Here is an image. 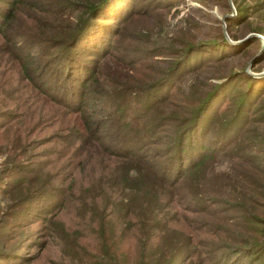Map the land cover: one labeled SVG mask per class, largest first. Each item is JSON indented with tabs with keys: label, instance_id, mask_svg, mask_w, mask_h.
<instances>
[{
	"label": "trees",
	"instance_id": "1",
	"mask_svg": "<svg viewBox=\"0 0 264 264\" xmlns=\"http://www.w3.org/2000/svg\"><path fill=\"white\" fill-rule=\"evenodd\" d=\"M155 2L145 0L142 5ZM18 3L19 0H0V32L8 30L9 34L6 41L0 44V57H8L10 64L17 66V76H22L28 84L60 107L75 114L87 110L92 112L95 101L92 80L96 73L92 68L96 67L97 59L109 55L108 48L113 45L114 36L123 41L124 24L143 10L135 7L133 0H75L68 5L62 4L65 9L73 11L69 23L64 22L57 29L41 27L40 37L47 33L46 41L41 45L33 43L13 22ZM233 3L236 5V0ZM244 9L238 6L236 14L243 16ZM27 41L37 50L35 54H22L25 49H32L26 48ZM199 43H186L178 50L181 53L155 81L147 86L133 87V91L147 88L139 97L144 98L140 110L135 109L128 119L122 118L119 108L110 114L111 123L122 120L116 127L131 130L126 133L129 138L115 139L116 143H122L117 148H105L110 159L100 166L102 168L98 175L87 184L90 198L83 199L80 194L76 199L77 213L73 228L66 235L68 248L64 251L69 249L66 254L77 257L79 249L89 253L88 245L83 240L86 231L92 229L88 235L97 241V254L102 257L103 264H174L184 250H187L186 259L190 263L199 256L198 253H211L208 257L206 254L201 256L192 264H264V240H250L238 236L234 230L227 235H217L221 228L209 219L218 220L215 217L217 201H221L218 196L226 199L222 217L235 219L238 209L245 214V218L235 227H246L248 220L254 223L258 218L237 201L239 198L233 197L235 190L232 196L220 192L222 185L233 187V181H221L219 173H206L209 165L220 162L230 154L228 159L237 161L231 164L230 169L235 171L234 180L238 185L240 176L242 181L249 169L264 175V131L244 127L247 122L258 123L261 121L258 119L264 118V113L253 116L250 111L251 106L264 94V80L241 73L242 70L232 71L218 75L225 78L219 83H207L204 90H200L201 98L198 100L197 97L194 101L181 100L183 94L176 88L172 89L174 80L181 73L178 69L195 71L192 69L194 66H187V61L197 53H202L206 60L222 56L220 52H211L214 46L200 50L204 43L198 46ZM10 69L14 70V67ZM147 97H150L149 100ZM260 101L253 110L263 105ZM166 104H172L175 110L163 114L161 108ZM116 114L118 117L115 119L113 116ZM137 119L143 122L139 123ZM132 123L140 126L141 130L133 127ZM80 124V128L74 124L63 127L77 129L82 135L86 130L90 132L96 123L90 117L84 126ZM5 125L2 127L8 126ZM95 130L98 131L96 125ZM148 132L157 134V148L141 153L138 144ZM91 136L92 141L104 138L103 134L91 133ZM82 141L81 138L80 143ZM95 152L105 155L98 150ZM8 164L14 167V162ZM28 178L27 174H22L15 186V183H3L6 179L0 174V184L4 185L0 186V195L5 197L4 207L7 208L0 212V237L6 236L4 233L21 203L36 193L51 189L45 186V182H40L37 187L25 190L23 187L29 183ZM51 192H56L61 204L68 197L63 185H56ZM47 200L48 203L44 201L45 209L53 203ZM175 206L206 217L205 222L197 226L214 233V238L200 241L199 247L194 246L192 236L183 226L194 228L184 219L181 222V216L173 211ZM84 220L93 222L95 226L89 225L90 228L85 229ZM179 222L183 226L178 225ZM123 244L125 250H121ZM136 247L139 250L137 259L128 262L127 256ZM16 251L4 248L0 243V260L11 257ZM21 254L16 257L19 259Z\"/></svg>",
	"mask_w": 264,
	"mask_h": 264
},
{
	"label": "rangeland",
	"instance_id": "2",
	"mask_svg": "<svg viewBox=\"0 0 264 264\" xmlns=\"http://www.w3.org/2000/svg\"><path fill=\"white\" fill-rule=\"evenodd\" d=\"M46 1L19 0L12 18L15 25L19 29L22 28L33 43L41 45H44L47 33L44 32L41 38L40 28L57 29L64 22L69 23L73 11L65 9L62 4L75 2V0ZM144 1L133 0L134 6L143 11L136 13L135 17L124 24L126 28L121 35L123 41L114 36L112 38L114 47L109 46V55L104 59H97L96 67L92 68L96 70L94 77L96 82L92 80L95 98L91 107L92 112L87 110L85 113L75 114L60 107L58 103L28 84L21 78L22 76H17V66L10 64L8 57H0V174L6 179L3 183H15L17 186V179L22 174H27L29 178L26 180L29 183L23 187L25 190L37 187L40 182H45V186L51 188L50 191H47V188L34 194V197L15 209V218L10 220L11 223L4 233L6 236L0 237V243L4 248L17 251L15 254L12 253L11 257L1 259L0 264H103L102 257L97 254V241L88 235L92 229L86 231L83 240V243L88 245L89 253L79 249L75 257L66 254L69 249L64 251L68 248L66 235L71 232L75 222L76 199L80 194L83 195V199L90 198V187H87V184L98 175L102 168L100 166L110 159L105 153V148L107 146L117 148L122 143H116L115 139L129 138L126 133L131 130H126L122 126L116 127L122 120L113 124L110 122V114L119 108L122 118L128 119L135 109L140 110L144 98L139 97L147 88L133 91V87L147 86L155 81L175 60L177 54L181 53V50L180 52L178 50L186 43L200 42L198 46L204 43L200 50L214 46L211 52L214 54L220 52L222 56L206 60L202 53H197V56L187 61V66H194L192 69L195 71L186 72L184 69H178L181 73L174 80L172 89L176 88L183 94L181 100L194 101L196 97L198 100L201 98L200 90H204L207 83H219L225 78H219L218 75L232 71L242 70L241 73L264 80V0H236V5L233 0H156L148 6L142 5ZM238 6L245 7L242 11L243 16L236 14ZM151 8L152 10H149ZM8 35V30L0 32V44L6 41ZM207 40L210 42L205 43ZM26 48H32L29 41ZM36 52L37 50L32 48L25 49L22 54ZM21 60L26 62L25 59ZM10 67H14V70ZM15 98L18 101L12 102L11 100ZM147 98L149 100L150 97ZM256 101L255 105L259 101L263 105L256 110H253L254 104L251 106L253 116L264 113V94ZM172 110H175L172 104L162 105L163 114H168ZM89 116L95 119L98 131L94 125L90 132L86 130L81 135L77 129L63 127L74 124L80 128V122L84 126ZM113 117L116 119L118 114ZM258 120L263 121L264 118ZM261 121L247 122L244 127L263 132L264 122ZM137 122L143 121L137 119ZM3 124L8 126L2 127ZM132 126L141 130V127L134 123ZM91 133L103 134L104 138L92 141ZM146 135L138 144L141 153L151 152L157 148L155 145L157 134L151 135V132H148ZM79 137L83 140L81 143ZM95 150L105 155L97 154ZM228 157L225 156L220 162L209 165L206 173L209 174L210 171L219 173L221 181H233V187L222 185L220 192L232 196V191L235 190L233 197L239 198L237 201L246 206L250 214L256 215L258 219L254 223L248 220L246 227H235L245 218V214L238 209L237 218L222 217L226 199L221 195L218 196L221 201H217L215 214L218 220L212 218L209 220L220 226L221 230L217 235H227L230 230H234L238 236L250 240H264V175L247 168L249 173L242 181L240 176L238 185L234 180L235 171L230 169L231 164L237 161ZM8 162H14V167ZM56 185H63L68 194L62 204L57 200L56 192H51ZM0 186L4 187L3 184ZM47 199L53 203L45 209L44 201L48 203ZM83 199L81 202L85 205ZM4 204L5 197L0 195V212L7 210ZM173 211L181 216V222L184 219L193 226L194 230L187 229L181 222L178 224L185 227L186 232L192 236L194 246L199 247L200 241L214 238V233L197 226L198 223L205 222L206 217L203 215H196L192 211L176 206ZM241 213L243 215L239 217ZM84 221L85 229H89V225L95 226L93 222ZM122 243L123 241L120 244ZM121 250H125L124 244ZM138 251L137 247L132 250L127 256L128 262L137 259ZM20 252L22 254L18 259L16 256ZM186 252L187 250H184L174 264H192L205 254L207 257L211 255L198 253L199 256L190 263L187 262Z\"/></svg>",
	"mask_w": 264,
	"mask_h": 264
},
{
	"label": "water",
	"instance_id": "3",
	"mask_svg": "<svg viewBox=\"0 0 264 264\" xmlns=\"http://www.w3.org/2000/svg\"><path fill=\"white\" fill-rule=\"evenodd\" d=\"M252 35V34H251Z\"/></svg>",
	"mask_w": 264,
	"mask_h": 264
}]
</instances>
